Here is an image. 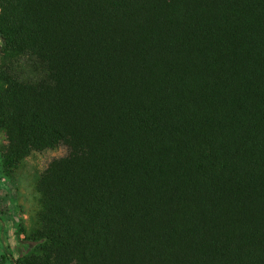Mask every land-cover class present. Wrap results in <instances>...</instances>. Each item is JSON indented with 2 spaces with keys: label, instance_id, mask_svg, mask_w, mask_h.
Returning <instances> with one entry per match:
<instances>
[{
  "label": "trees",
  "instance_id": "1",
  "mask_svg": "<svg viewBox=\"0 0 264 264\" xmlns=\"http://www.w3.org/2000/svg\"><path fill=\"white\" fill-rule=\"evenodd\" d=\"M0 130L37 183L15 264H264V0H0Z\"/></svg>",
  "mask_w": 264,
  "mask_h": 264
},
{
  "label": "rangeland",
  "instance_id": "2",
  "mask_svg": "<svg viewBox=\"0 0 264 264\" xmlns=\"http://www.w3.org/2000/svg\"><path fill=\"white\" fill-rule=\"evenodd\" d=\"M6 146V135L0 130V264H15L20 254L38 244L30 239L40 227L37 183L48 163L64 155L65 150L33 153L11 172H6L3 166Z\"/></svg>",
  "mask_w": 264,
  "mask_h": 264
},
{
  "label": "crops",
  "instance_id": "3",
  "mask_svg": "<svg viewBox=\"0 0 264 264\" xmlns=\"http://www.w3.org/2000/svg\"><path fill=\"white\" fill-rule=\"evenodd\" d=\"M9 235H11V231H9Z\"/></svg>",
  "mask_w": 264,
  "mask_h": 264
}]
</instances>
